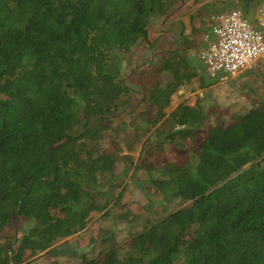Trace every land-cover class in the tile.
Segmentation results:
<instances>
[{"label":"trees","instance_id":"obj_1","mask_svg":"<svg viewBox=\"0 0 264 264\" xmlns=\"http://www.w3.org/2000/svg\"><path fill=\"white\" fill-rule=\"evenodd\" d=\"M189 1L0 0V264H264V100L205 90L236 76H199L202 18L149 38ZM241 74L264 91V57Z\"/></svg>","mask_w":264,"mask_h":264},{"label":"built area","instance_id":"obj_2","mask_svg":"<svg viewBox=\"0 0 264 264\" xmlns=\"http://www.w3.org/2000/svg\"><path fill=\"white\" fill-rule=\"evenodd\" d=\"M259 14L257 26L239 10L211 17V37L198 52L210 76L235 77L264 57V3Z\"/></svg>","mask_w":264,"mask_h":264},{"label":"rangeland","instance_id":"obj_3","mask_svg":"<svg viewBox=\"0 0 264 264\" xmlns=\"http://www.w3.org/2000/svg\"><path fill=\"white\" fill-rule=\"evenodd\" d=\"M219 1L222 2V0H219ZM214 4H217V6L220 7V2L216 0H195L194 2L189 1V2L184 3L183 5L179 6L173 13H171L165 19H160L155 22H152L148 26L150 40H159L158 45H161L165 40H168V39L171 40V37H174V36L178 37L182 31V28H185V32H187L191 28L189 20H190V16L192 15L202 18V21L205 23L204 26L206 27L209 26L210 28L212 24V21L210 20V18L213 15V13H210V10L212 9ZM223 8L225 10H228L230 7L229 5H225ZM213 11L215 12V10ZM163 32L166 36V39L163 35ZM152 53L153 52L149 51L147 48H143L139 56H142L143 60L149 59L150 61L153 58V57H149L152 55ZM190 53H193V51H190ZM198 71H199V76L201 77V79L206 78L205 74L203 73L202 67L198 68ZM241 73L237 75L236 78L228 82L227 84L218 85V84L213 83L212 85L208 86L209 88H205V90L209 91V89L210 88L213 89V87H218L219 90H222V91H225L227 89H230V90L233 89V96H234V95H239L237 92V89L239 92H243V93L250 92V91H253V89H255L259 98L264 100V91L259 87L260 83L256 82L255 80L254 82L252 79L253 78L252 76L250 75L243 76V74ZM208 78L209 79H206V82H205L206 85L213 82V80L210 77ZM198 83L199 82L197 81L196 78L192 81L191 86H189V88L192 87L195 89V91L192 93L186 92L184 89H180L179 91H177L172 98L171 105L165 110L166 115H168L169 113L173 111H180L186 105H193L195 103L197 94L202 91L201 89L197 88ZM122 118L124 119L123 120L124 122L126 123L130 122V117L128 115H124ZM143 140H145V138ZM141 146H142V142L137 144V146L135 147L136 150L133 153L135 157L134 159L135 163H138L141 160L140 158ZM123 149L126 150L125 148ZM124 153H126V151H124ZM146 164H148V162L143 164V167H145ZM129 199H130V193H126L123 197V201H128ZM97 213H98V210H93L91 212V215H97ZM65 241L66 240L62 242H65Z\"/></svg>","mask_w":264,"mask_h":264},{"label":"crops","instance_id":"obj_4","mask_svg":"<svg viewBox=\"0 0 264 264\" xmlns=\"http://www.w3.org/2000/svg\"><path fill=\"white\" fill-rule=\"evenodd\" d=\"M218 2H220V7L217 6V4H214L212 9L214 10H217V12H213V14L215 13H218V12H221V11H225V9L223 8L226 4H222L221 1L219 0H216ZM223 1V0H222ZM226 1V0H225ZM224 3V2H223ZM260 7H261V4H258L257 6H253V7H249L250 10H251V14H252V21H255L256 23L258 22L259 18H260V14H259V10H260ZM171 29V28H170ZM166 31V30H164ZM190 29L187 31L189 32ZM171 41H173V39L171 38ZM190 56H192L191 58L194 59L197 58V61L199 63L198 65V68L202 67V70H203V73L205 74L206 77H208L207 73H206V70H205V67L204 65L202 64L201 60L199 59V55H198V52H193V53H190ZM201 64V65H200Z\"/></svg>","mask_w":264,"mask_h":264},{"label":"water","instance_id":"obj_5","mask_svg":"<svg viewBox=\"0 0 264 264\" xmlns=\"http://www.w3.org/2000/svg\"><path fill=\"white\" fill-rule=\"evenodd\" d=\"M51 256H58V255H62V256H75L77 255V252L75 250H73L67 243L62 242L59 244L54 245L51 248Z\"/></svg>","mask_w":264,"mask_h":264},{"label":"clouds","instance_id":"obj_6","mask_svg":"<svg viewBox=\"0 0 264 264\" xmlns=\"http://www.w3.org/2000/svg\"><path fill=\"white\" fill-rule=\"evenodd\" d=\"M65 243H66V241H65ZM59 244V243H58Z\"/></svg>","mask_w":264,"mask_h":264}]
</instances>
